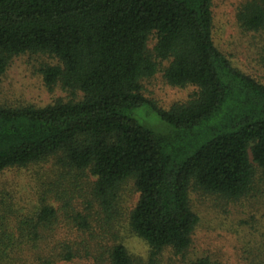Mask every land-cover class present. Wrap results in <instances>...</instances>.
Masks as SVG:
<instances>
[{"label":"trees","instance_id":"16d2710c","mask_svg":"<svg viewBox=\"0 0 264 264\" xmlns=\"http://www.w3.org/2000/svg\"><path fill=\"white\" fill-rule=\"evenodd\" d=\"M237 21L264 34V0L241 4ZM213 31L212 0H0V77L14 57L51 55L62 65L43 69L47 88L84 95L43 109L0 107V173L51 160L63 170L33 215L1 198L0 264H57L95 251L93 242L104 240L96 233L85 248L41 243L58 219L49 201L69 212L89 174L96 181L85 205L105 232L119 216L123 184L134 179L140 194L129 223L150 247V262L115 243L110 264H157L169 248L185 253L200 221L190 204L193 188L230 201L264 197V85L232 65ZM164 62L169 85L198 89L168 111L142 86ZM73 216L92 231V212Z\"/></svg>","mask_w":264,"mask_h":264},{"label":"rangeland","instance_id":"374dc122","mask_svg":"<svg viewBox=\"0 0 264 264\" xmlns=\"http://www.w3.org/2000/svg\"><path fill=\"white\" fill-rule=\"evenodd\" d=\"M246 1L248 0H212L214 42L237 70L264 85V34L248 32L237 21L238 8ZM155 45L156 38L153 36L149 42L151 52ZM161 64L160 72L154 78L143 81V95L165 111L188 104L198 89L193 86L180 88L169 85L164 78V71L169 63ZM61 65L59 59L51 55L25 54L14 57L6 73L0 77V107L43 109L59 101H83L84 95L80 91L68 92L60 85L52 92L47 88L43 69ZM255 168L260 176L262 171L257 165ZM62 174L63 170L55 160L29 168L9 169L0 173V200L10 196L16 209L21 211L20 215L23 212L27 216L33 215L40 210L46 190ZM95 181L89 174L78 183L81 185L80 193L85 197L79 195L69 212L63 208L62 202L49 201L56 208L58 219L53 229L45 234L42 245L54 246L60 241H66L85 248L88 245L85 243L86 239L89 238L87 242L92 241L90 235L96 233L104 240L93 242V253L89 254L83 249L72 261H60L57 264H110L107 250L115 243L126 246L136 261L150 262V247L132 232L129 223L130 213L140 199L135 180L130 179L123 184L118 202L119 216L115 219L113 228L106 232L98 213L88 211L85 205ZM190 204L200 219L191 247L183 254H177L169 248L159 256L157 264H187L199 259H208L213 264H264V197H258L253 192L241 200L230 201L193 188ZM74 212L94 214L95 220H90L92 231L85 232L79 227L74 221Z\"/></svg>","mask_w":264,"mask_h":264}]
</instances>
